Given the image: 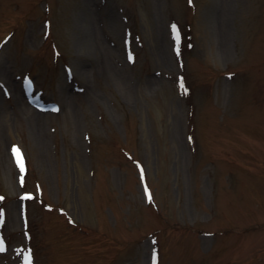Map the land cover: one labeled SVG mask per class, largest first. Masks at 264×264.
<instances>
[{
  "label": "rangeland",
  "instance_id": "374dc122",
  "mask_svg": "<svg viewBox=\"0 0 264 264\" xmlns=\"http://www.w3.org/2000/svg\"><path fill=\"white\" fill-rule=\"evenodd\" d=\"M0 194V264H264V0H0Z\"/></svg>",
  "mask_w": 264,
  "mask_h": 264
},
{
  "label": "snow or ice",
  "instance_id": "6c2138e0",
  "mask_svg": "<svg viewBox=\"0 0 264 264\" xmlns=\"http://www.w3.org/2000/svg\"><path fill=\"white\" fill-rule=\"evenodd\" d=\"M178 39V37H177ZM18 153V149H13V154L16 155ZM21 167V172L23 173V165H20ZM21 183H23V176H21ZM146 194H147V190H146ZM31 197H24V199H30ZM149 200H151V197L149 196ZM3 251V247L0 246V252ZM26 260L28 261V264H31V254H29V257H26Z\"/></svg>",
  "mask_w": 264,
  "mask_h": 264
}]
</instances>
